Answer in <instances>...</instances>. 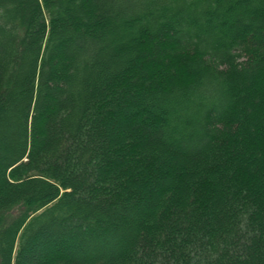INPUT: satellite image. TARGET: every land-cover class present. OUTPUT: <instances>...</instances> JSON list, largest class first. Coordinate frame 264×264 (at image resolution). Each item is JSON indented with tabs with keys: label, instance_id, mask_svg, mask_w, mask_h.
I'll return each mask as SVG.
<instances>
[{
	"label": "trees",
	"instance_id": "16d2710c",
	"mask_svg": "<svg viewBox=\"0 0 264 264\" xmlns=\"http://www.w3.org/2000/svg\"><path fill=\"white\" fill-rule=\"evenodd\" d=\"M0 264H264V0H0Z\"/></svg>",
	"mask_w": 264,
	"mask_h": 264
},
{
	"label": "rangeland",
	"instance_id": "374dc122",
	"mask_svg": "<svg viewBox=\"0 0 264 264\" xmlns=\"http://www.w3.org/2000/svg\"><path fill=\"white\" fill-rule=\"evenodd\" d=\"M141 123L142 124H147V125L151 126V128L156 129V126L152 124V122H151V120L149 118H143L141 120Z\"/></svg>",
	"mask_w": 264,
	"mask_h": 264
}]
</instances>
